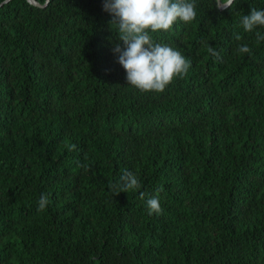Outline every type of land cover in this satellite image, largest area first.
<instances>
[{
	"label": "trees",
	"instance_id": "obj_1",
	"mask_svg": "<svg viewBox=\"0 0 264 264\" xmlns=\"http://www.w3.org/2000/svg\"><path fill=\"white\" fill-rule=\"evenodd\" d=\"M104 2L0 0V264H264V0L150 31L190 62L163 92L128 84Z\"/></svg>",
	"mask_w": 264,
	"mask_h": 264
},
{
	"label": "clouds",
	"instance_id": "obj_2",
	"mask_svg": "<svg viewBox=\"0 0 264 264\" xmlns=\"http://www.w3.org/2000/svg\"><path fill=\"white\" fill-rule=\"evenodd\" d=\"M30 4L33 0H28ZM236 0H214V7L220 10L232 8ZM104 10L112 14L110 21L116 32L114 53L118 55L120 63L127 73L128 84L135 86L141 91L163 92L174 77L183 76L190 67V62L171 46L155 43L150 35L151 32L169 30L179 19L183 22H191L195 19V0H105ZM240 23L246 32L253 31L257 26H264V10L251 8V12L243 15ZM235 39L241 37L234 34ZM257 43L264 41V34L256 33ZM240 53L251 54L248 45L238 48ZM208 52L216 59H222L219 52L213 47H208ZM69 151L75 150L76 145H68ZM85 171L89 166L78 164ZM141 188L137 176L124 169L119 181L110 182V189L116 196L121 192L138 191ZM162 188L157 189V192ZM140 198L144 199V193L139 192ZM50 203L48 195L44 194L38 200V211H44ZM148 215L161 214L162 208L159 196H153L146 201Z\"/></svg>",
	"mask_w": 264,
	"mask_h": 264
},
{
	"label": "water",
	"instance_id": "obj_3",
	"mask_svg": "<svg viewBox=\"0 0 264 264\" xmlns=\"http://www.w3.org/2000/svg\"><path fill=\"white\" fill-rule=\"evenodd\" d=\"M48 1H49V0H47L46 4L43 5V4H41L39 1H37V0H33V3H32V4L37 5V6L44 7V6L47 5Z\"/></svg>",
	"mask_w": 264,
	"mask_h": 264
}]
</instances>
